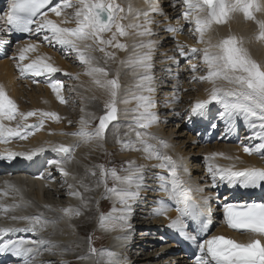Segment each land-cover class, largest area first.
Returning <instances> with one entry per match:
<instances>
[{
	"label": "snow or ice",
	"instance_id": "6c2138e0",
	"mask_svg": "<svg viewBox=\"0 0 264 264\" xmlns=\"http://www.w3.org/2000/svg\"><path fill=\"white\" fill-rule=\"evenodd\" d=\"M148 3V10H134L129 3L125 8L117 0H57L55 6H51L53 0H10L7 11L0 15V33L7 35L16 33L36 34L43 33V40L55 43L67 48L75 53L80 64L85 67V75L92 79L94 85L102 90L108 97L104 104V115L99 118V123L93 130H89V121L81 117L80 128L77 132L62 133L78 137V141L72 145L63 143L52 146V151L60 155V159L50 163L56 164L64 177L72 175L64 167L75 157V151L82 144H89L93 141H103L109 126H112L113 135L117 138V143L121 146V151H137L144 153L145 159L156 160L159 163L153 164L152 168L161 169L155 174L158 183V190L165 193L172 202L179 215L170 219L169 228L176 230L186 241L195 246L197 255L196 264H264V203L248 205L244 210H235L236 206L228 204L224 206L226 222L234 230L242 231L249 237L247 242H238L224 236H212L210 239L199 240L196 234L188 232L186 220L197 222L202 232H206L211 223V208L209 206L210 197L201 196L197 200L196 194L203 193L204 189L200 186L192 187L184 179L185 175H190L186 166L178 163L172 156L168 155L165 149L169 147L166 141L157 138L148 130L158 121V117L151 109L154 103L150 95L154 88L151 86L153 77L152 69V50L156 41L148 39L141 40L133 44V53L121 64L132 69L135 82L131 88L126 90V95H121L122 85L117 72L110 78L109 70L100 66L95 52L104 54V62L115 60L116 53L108 51L114 48L121 51L128 50V44L121 42L118 37H128L135 34L140 37H151L154 35L151 25L155 23L152 19L153 13L163 15L155 4L154 0H145ZM175 4H180L182 11L178 19H183L191 26V31L197 37V42L204 44L205 35L214 24L226 23L232 13H243L248 20L256 21L259 24L260 32L258 39L264 40V22L256 19L254 13L264 11V2L261 0H175ZM74 11L67 15V9ZM49 12L60 17L57 22L49 18ZM128 21V23H124ZM74 24V27L66 25ZM130 30H133L130 32ZM167 32L175 34L182 31L179 26L169 25ZM111 34L105 38V34ZM180 57L189 62L195 59L197 54H202V63L206 66L205 75H193L192 79L197 82H207L212 85L207 99L195 102L191 108L193 115L204 116L209 105L215 103L222 111L219 116L222 119L234 122L237 119L243 120L246 125L253 129L250 139L260 142L254 145H245V154H259L264 158V66L253 60L248 51L241 46L234 36L222 39L213 45L208 41L204 48L189 47L187 44L176 42ZM38 46L30 44L20 50L19 61L28 59L25 55L29 51H35ZM147 49L148 51H139ZM187 49V51H185ZM50 58L43 57L32 60L27 64L17 63L21 75L31 74L34 77L41 75L51 76L62 70L52 63L47 62ZM171 59L175 60V57ZM178 62V61H177ZM191 71L197 72V65L191 64ZM68 75L67 73H64ZM79 79V76L73 77ZM218 81H225L232 87L224 88L218 86ZM49 87L55 94L56 99L61 104H66L67 100L62 94L63 82H49ZM136 102L135 108H125V115L131 113L132 120L128 127L136 129L134 139H120L119 127V104L128 105ZM39 116V123L28 125L17 122L15 127L6 126L3 121H14L19 117L22 121L28 118ZM52 119L59 122L61 117L54 112L28 111L20 112L18 105L8 96L4 87L0 85V140L7 142L8 138L18 137L27 139L33 135V130L42 129L44 122ZM71 124V121H69ZM231 130V129H230ZM125 135H128L125 133ZM157 140L160 147L151 141ZM38 151H43L39 149ZM26 153H12L7 157L21 155L31 159L33 155ZM217 157L223 159H233L225 156L224 153H212L205 157L208 161L207 172L210 175L212 185L218 181H226L229 185L239 184L243 188H257L264 185V168L249 167L236 170L235 165L223 167L213 163ZM235 159H239L236 157ZM99 176L95 181V187L104 188V198L112 199L114 206L110 214H100L98 226L103 230H116L120 227L123 231L127 225V219L131 211L132 202L136 201L145 184V166L137 165L135 161H129L127 166L121 170L125 175H120L115 167L106 168L103 164L96 165ZM183 173V175L181 174ZM86 175L97 177V171L86 169ZM43 178V177H41ZM75 180L76 177L72 176ZM109 180L113 181V186L109 187ZM67 182V181H65ZM81 192L76 185L69 184L68 195L80 200L79 207L61 208L60 212L64 216H80L82 209H87L90 198H86L84 193L94 190L83 180L80 181ZM7 195V193H4ZM119 203L122 207L116 208ZM161 205L164 201H158ZM28 207L30 205H23ZM22 205L14 203L12 205H0V211L5 215L14 213ZM49 211H55L50 205L45 206ZM170 207H159L155 210V215L166 216ZM121 213L117 216L114 213ZM10 219L14 222H25L26 227H0V239L14 232H31L38 239L33 240H13L8 239L0 244V253L11 254L20 258L22 264H35V260L42 254V251H51L56 247L52 241L46 240L41 236L49 225L55 226L60 220L49 219L43 213L37 215H11ZM63 219V217H61ZM126 239V237H117ZM89 256H81L78 259H89L92 255H98V264H121L118 254L111 250H97L91 246L89 238Z\"/></svg>",
	"mask_w": 264,
	"mask_h": 264
},
{
	"label": "bare ground",
	"instance_id": "6f19581e",
	"mask_svg": "<svg viewBox=\"0 0 264 264\" xmlns=\"http://www.w3.org/2000/svg\"><path fill=\"white\" fill-rule=\"evenodd\" d=\"M118 1L125 8L128 7L129 3L132 5L134 10H148L149 8V5L145 2V0ZM164 1V4H161L160 2L154 0L155 4L162 13L170 16L174 15V11L172 10L173 5H170L168 0ZM261 2H264V0H261ZM4 11V8L0 9V15H2ZM73 11L74 10L71 8L67 9L65 14L70 15ZM238 13L239 15H234V13L230 14V20L228 19L226 23L214 24L212 27L215 28L216 33L213 37H211V39L209 36L205 38V46L208 41H211V43L215 45L216 43L214 40L218 37V35L221 40L229 36H234L238 42H240L241 46L248 51L250 57L253 60H258L259 63L264 66V40L258 39L260 32L259 24L256 21L248 20L243 13ZM156 14L160 15L159 13L152 14V19L155 23L151 25L154 33L151 37H140L135 34H130L128 37H118L121 42L128 44V50L123 51V55H119V52L116 49L109 48L110 51H114L116 53V58L115 60H109L107 64L104 62L103 53L95 52L94 55L97 57L99 65L106 67L109 70L110 78L117 72L119 73V80L122 85L121 95L123 96L127 94L126 90L133 86L135 77L133 76L132 69L121 64V61L127 60L133 53V44L139 43L141 40L146 41L148 39L156 41L154 49L151 53L153 65L151 69V75L153 77L151 86L154 88V91L150 94L147 92L143 94L150 95L153 103L155 100L157 101V103H154V107L151 111L156 114L158 121L148 131L157 138L166 141L169 147L164 151H166L168 155L172 156V158L178 163L188 168L190 175H185L184 179L188 181L192 187L200 186L204 189L203 193L196 194L197 200L199 201L201 196L211 198L209 200V206L216 223L220 217V211L218 209L219 206H221L224 201L227 203L228 199L233 198L236 200L242 187H236L235 185H229L226 181H220V187L218 190L215 189L213 185L208 184L210 177L203 170L204 167L202 166V161L204 160L208 163L205 157L211 155L212 153H224L225 156L233 157V159H223L221 157H217L213 163L223 167L235 165L236 170H241L249 167H263L264 158H261L260 155L255 153L252 155L245 154L243 151L244 147L235 145L231 140V136L227 135L225 132H223L222 135L224 144H214L215 139H208L207 144L204 145L203 148L198 145L197 136L186 132L181 124L183 122H180L178 117L179 110L177 111V104H172L168 101L169 99L172 100L176 93H179L180 87L179 80H174L175 76L172 75V73H174L177 69V66H175L176 59H171L172 52L170 36L167 35L165 31L163 32L164 27L162 28L161 23L158 22L159 19L155 16ZM254 14L258 21L264 22V11L256 12ZM49 18L56 20L57 22L61 19L60 17H56L55 14L51 12H49ZM124 23H128V21H124ZM66 26L74 27L75 25L71 24ZM176 26L179 25L177 24ZM244 26H249L251 32L249 30H245ZM229 29H231L233 34L230 33ZM132 31L133 30H130V32ZM43 35L44 34L42 33V36H37L32 38V40L24 39L18 42L19 45L17 46V49L19 52L22 48L30 44L38 46L35 51H29L25 54L29 55L28 59L22 62L17 60V62L14 63H9L8 60L0 61V85L4 87L8 96L18 105V110L20 112L27 113L28 111L42 110L45 112L57 113L61 117L59 122L52 119L45 120L43 128L33 130L34 134L28 136L27 139L12 137L8 138L7 142L0 140V157H7L12 153H36L31 159H27L25 156L21 155L13 156L10 160L0 158V205L8 206L14 203L22 205V207L17 209L14 213H8L7 215L0 211V227H26L25 222L12 221L10 219L11 215L33 216L43 213L44 216L49 219H59L60 222L57 225H49L46 230L41 233V236L44 239L52 241L56 247L51 249L55 252L53 254L55 257H52V254L47 256L49 253V251H47L48 253L44 257L40 258V264H61L62 262L72 264L78 257L89 256V248H86L84 246L85 242L80 240L81 236H87L89 233L92 247H95L98 251L101 249L114 251L118 254L121 264H129L131 259H133V256L131 257L130 255L133 254V250L136 248L135 245L137 243L131 242V239L135 234V228L143 229L139 233L140 238L143 239L139 249L141 252H139V256H143L142 253L149 251V247L152 246L151 243H156L154 246L158 245L157 241L154 240L160 239L161 237L156 236L158 235L155 234L156 232H161V235H163V233H167L171 235V237L177 236L176 239H182L183 237L176 230L167 226L170 219L176 218L179 213L176 211L174 206H171L172 202L168 199L167 195L158 190V183L155 174L157 172H161L162 170L152 168L153 164L159 163L158 161L147 160L145 159L144 153L137 151H122L118 159H113L112 164L109 165L104 164L103 157L98 159L94 156V152H96L94 148H105L107 156H114L116 152L118 153L121 151V146L117 143V138L113 135V131L106 133V137L103 141H93L89 144H82L76 149L74 154L75 158L70 163L64 165L66 170L72 174L67 177V180L65 179L67 182L60 181V177H58L59 168L57 165L50 166L47 163V159L58 157V155L51 150L53 145L61 143L65 145H72L79 139L76 136L62 134L77 132L80 128V124L75 123L70 116L71 113H68V108L75 105L74 101L77 100L79 108L86 111V120L89 121L88 125L96 127L97 125H95V123L98 122V120L94 115H104V104L108 97L102 90L94 85L89 76L84 74L85 67L78 62L75 53L57 44L54 46L58 48V53H50L49 50L42 49L39 41H44L42 38ZM110 35V33L105 34V38H109ZM250 35H252L254 41L258 44L255 45L254 49H250L247 46ZM221 40L218 39V41ZM1 41H7L10 45L14 42L9 35L4 33H0V42ZM199 44L201 47L204 45L201 43ZM3 47L4 46L0 43V50L3 49ZM139 51L143 52L148 50L139 49ZM200 56L202 59V54H200ZM36 57H48L50 59L47 62L52 63L54 66L62 70L61 72L53 74L61 79L54 80L53 75H51L53 79L51 82H63L64 87L62 94L67 100L66 104L59 103L50 87H41L40 83L36 82L37 79L42 77V75L38 77H34L31 74L18 76L15 72V70L17 71V63L27 64L32 60H36ZM77 67V75L79 76V79H74L73 77L76 76ZM204 70L207 71L205 67ZM64 73H67L68 75H65ZM217 83L218 86L224 88L232 87V85H229L225 81H218ZM205 84V86L199 87V91L202 93V96L198 97L200 100L207 99L209 95L208 90L212 88L211 84L207 82H205ZM118 107L120 109L119 122L121 123V128L119 129L120 139H134L136 129H130L128 127L132 120V114L129 113L125 115L124 109L135 108L136 102L133 101L128 105L119 104ZM219 108L220 106L215 103L209 105L205 115L202 117L196 116V120L203 123L205 126L208 124L213 126L215 124L214 119L210 121L209 114ZM31 118L32 117L28 118L27 121H22L19 117H17V120H4L3 123L10 127H15L17 122L30 125ZM69 121H71V124H69ZM235 121H230L231 125H234ZM227 122L228 120L220 119L219 125L224 128L227 127L228 129L230 125L227 126ZM191 124L194 126L196 125L193 122ZM68 125L70 126L68 127ZM89 130H91V128H89ZM125 133L128 135H125ZM225 135L227 137H225ZM151 142L157 144V147H160L157 140H153ZM39 149H43V151H38ZM90 153L93 154L90 158H84ZM236 157H239V159H235ZM98 160H100L106 168H118L116 165L119 163L127 164L129 161H135L137 165L145 166L144 175L145 184L147 186L142 190L140 197L136 201L132 202L131 211L127 213L128 226L124 228L123 231L120 230V227L111 231L103 230L98 226V218L101 213L97 212L93 206L97 204L99 205V208L102 206V203H104L102 213L105 215L108 213L110 214L114 206V201L112 199L106 201L104 195V199L102 198L103 202L99 201L102 197L104 188L102 189L103 186H100L99 188L95 187V181L98 176L92 177L86 175V169H92L91 166H94ZM118 160L120 162H118ZM3 164H7L9 166H5ZM81 164H84V167H82ZM4 169L7 172H4ZM181 174L183 175V173ZM122 175H125V173ZM72 176H75L76 179L74 180ZM81 180L94 189L92 191L85 192V197L93 198L92 200H98L99 202H96L93 205V202L89 201L88 208L82 209L83 214L80 216H64V214L60 212L61 208H67L70 206L75 208L79 207L81 204L80 200L68 195L69 184L76 185L78 190L84 192V189L80 187ZM108 184L109 187L113 186V181L109 180ZM209 188L214 189L215 191H211ZM225 191H230V193L222 197L223 192ZM4 193H7V195H4ZM161 199L164 201L163 205L158 203ZM26 204L30 206L24 207L23 205ZM46 205H50L53 209H55V211H49L45 207ZM115 207L119 209L122 206L119 203H116ZM143 207L147 211L146 213L141 212ZM159 207H170V210L167 212L166 216L155 215V210ZM114 215L119 216L121 213L117 212L114 213ZM61 217H63V219H61ZM187 231L192 233L193 229L190 225H188ZM150 234L155 236V238L149 236ZM10 235L13 240L38 239V237L31 235L30 232L24 231L10 233ZM117 237H126V239H117ZM3 239H0L1 244L4 242ZM76 243L79 245L76 249L71 247L72 244L76 245ZM174 246L175 245L172 243H167V245L163 244L162 248L158 249L160 251H155L153 253L148 252L142 258L140 257V260H144L145 264H196L195 260L191 262L187 259V256L182 254L181 256L173 257V253L178 251ZM69 248H72V250L75 251L73 255L64 253V251ZM94 256L95 257H92L91 259L79 260L82 261H80L82 264H98L99 257L98 255ZM55 261L57 262L54 263ZM1 262L4 264H7L8 262L10 264H22L20 258L12 257L9 254L1 256L0 264Z\"/></svg>",
	"mask_w": 264,
	"mask_h": 264
},
{
	"label": "rangeland",
	"instance_id": "374dc122",
	"mask_svg": "<svg viewBox=\"0 0 264 264\" xmlns=\"http://www.w3.org/2000/svg\"><path fill=\"white\" fill-rule=\"evenodd\" d=\"M163 4V3H162ZM155 16H157L158 17V22H160L161 23V26H162V28H163V25L165 24L164 23V18H166L164 15H155ZM231 24V23H230ZM244 28H245V30H249L250 32H251V29L249 28V26H244ZM229 31L231 32V29H229ZM163 32H164V30H163ZM213 35H214V32L212 33ZM211 34V37L213 36ZM251 34V33H250ZM3 42H5V41H3ZM255 45H258L255 41H254V38L252 37V35H250L249 36V39H248V42H247V46L250 48V49H254L255 48ZM108 51H110V49H107ZM117 50V49H116ZM118 52H119V55H123V51H121V50H117ZM1 60H8V62H9V60H10V57L8 56V57H6V58H3V59H0V61ZM256 62H258L259 63V61L258 60H255ZM10 63V62H9ZM260 64V63H259ZM184 88V87H183ZM188 90V89H187ZM186 89H184L183 91H187ZM190 91V90H189ZM190 95H188V96H185L184 97V101L185 102H188L189 100H190V97H189ZM169 98H171V97H169ZM181 99H182V95H181ZM168 101H171L170 99L168 100ZM154 103H157V101L155 100V102ZM74 106L73 107H69L68 108V113L70 112L71 114H70V116L72 117V119H73V121L75 122V123H79V121H80V119H81V117H83L84 119H86V111L84 110V109H81V108H79V104H78V102H77V100H75L74 101ZM95 116V118L98 120V122H96L95 123V125H98V123H99V118H100V116H101V114L99 115H94ZM95 118H93V119H95ZM119 122V121H118ZM116 123V122H113V123H116L117 125H118V127H119V129L121 128V126H120V122L119 123ZM180 122H183V121H180ZM123 123V122H122ZM184 123V122H183ZM183 123H181L182 125H183V127H184V124ZM70 125H68V127H69ZM88 128H91V130H93V129H95V126H92V125H88ZM90 130V131H91ZM110 131H114V130H112V126L110 125L109 126V129H108V131L106 132V133H110ZM191 135H192V133H191ZM196 136V135H195ZM225 137H227L226 135H225ZM214 143H215V141H214ZM236 145H240V144H236ZM94 150L96 151V152H94V156L96 157V158H101V157H103L104 158V164L105 165H109V164H112V160L113 159H118V157L121 155V152L122 151H120V152H116V154H114V156H107V154L105 153V148L103 149L102 147L101 148H94ZM91 155H93L92 153H90L88 156H85L84 158H86V157H88V158H90V156ZM110 158V159H109ZM118 162H120L119 160H118ZM100 164H102L101 163V161L100 160H98L97 161V163H95L94 164V166H91V168L92 169H94V170H96L97 171V176H99V170L98 169H95V166L96 165H100ZM82 165V167H84V164H81ZM118 168H116L117 169V172H118V174H119V172H120V175H122L124 172L122 171V170H120V169H122V168H124V167H126L127 166V164H118V165H116ZM204 171H205V169H203ZM89 176H91V175H89ZM58 177H60V176H58ZM60 181H65V179L64 178H61L60 177ZM95 188V187H94ZM102 189H103V187H102ZM103 195H104V189H103V192H102V197H101V199L99 200L100 202L102 201V198H103ZM93 197V196H92ZM62 199H64V198H62ZM93 198H90V202L92 201L93 202V205L96 203V202H99L98 200H96V201H94V200H92ZM104 199V198H103ZM64 200H66V199H64ZM110 199H106V201H109ZM103 202V201H102ZM104 202H105V200H104ZM107 203H109V202H107ZM103 204L104 203H102V206H100L99 208H98V206L99 205H97V204H95V206H93L94 208H95V210L97 211V212H99V213H102V210H103ZM64 205V204H63ZM144 208V207H143ZM141 209V212L142 213H146L147 211L145 210V208L144 209ZM96 213V212H95ZM103 214V213H102ZM109 214V213H108ZM107 214V215H108ZM100 215V214H99ZM143 216V215H142ZM150 222V221H149ZM143 229H140V228H135V234L133 235V238L131 239V242H136L137 244H138V246H137V244L135 245V249L133 250V254L132 255H130L133 259H131V262H129V264H142V263H144L145 264V262H144V260H140L144 255H146L148 252L149 253H153V252H155V251H160V250H158V249H160V248H162V246H163V244L164 245H167V243H159V242H157L158 243V245L157 246H154L156 243H151V247H149V251H145V253H142V255L143 256H139L140 255V251H139V249H140V247H141V244H142V242H143V239H141L140 238V235H139V233L142 231ZM156 234V233H155ZM86 235V234H85ZM151 235V234H150ZM152 237H154L155 238V236H152ZM89 238H91L90 237V233L87 235V236H81V238H80V240H82V241H84L85 242V247L87 248H89L90 247V243H89ZM155 241V240H154ZM79 245L76 243V245L74 244H72L71 245V247H74V249H76L77 247H78ZM155 247V248H154ZM137 251H138V253H137ZM175 251V250H174ZM74 250H72V248H69V249H67V250H65L64 251V253L65 254H74ZM140 252V253H139ZM55 252H53V250H51V251H49V253L47 254V256H50L51 254H52V257H55L53 254H54ZM135 254V255H134ZM72 255H69V256H72ZM138 256V257H137ZM177 256H181V254H179L178 255V253H177V251H175V253H173V257H177ZM94 258L95 256L94 255H92V256H90V258L89 259H91V258ZM141 257V258H140ZM68 259H71V258H68ZM81 260H79L78 258H76L75 260H74V262H73V260H72V264H82L81 262H80ZM57 261H55L54 263H56ZM61 264H66V262H62ZM67 264H69V263H67Z\"/></svg>",
	"mask_w": 264,
	"mask_h": 264
}]
</instances>
